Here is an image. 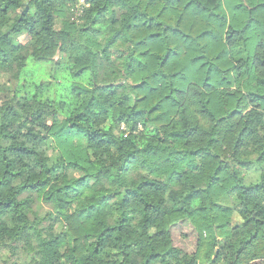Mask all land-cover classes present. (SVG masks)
<instances>
[{
    "label": "trees",
    "instance_id": "1",
    "mask_svg": "<svg viewBox=\"0 0 264 264\" xmlns=\"http://www.w3.org/2000/svg\"><path fill=\"white\" fill-rule=\"evenodd\" d=\"M85 1L0 0V264H264V0Z\"/></svg>",
    "mask_w": 264,
    "mask_h": 264
},
{
    "label": "rangeland",
    "instance_id": "2",
    "mask_svg": "<svg viewBox=\"0 0 264 264\" xmlns=\"http://www.w3.org/2000/svg\"><path fill=\"white\" fill-rule=\"evenodd\" d=\"M78 5L79 3H77L75 7H77ZM77 13H79V11ZM24 37L25 36H20V39L24 40ZM8 71L9 69L7 67H5L1 71L2 79L4 80L6 79L5 74ZM188 104H189V112L191 115H193L194 119L200 121L203 124H208V121L201 114H199L197 108L191 102H189ZM173 239L177 247H180L188 252H192L196 248L197 234L195 233L193 227L189 224H184L176 227L173 231Z\"/></svg>",
    "mask_w": 264,
    "mask_h": 264
},
{
    "label": "built area",
    "instance_id": "3",
    "mask_svg": "<svg viewBox=\"0 0 264 264\" xmlns=\"http://www.w3.org/2000/svg\"><path fill=\"white\" fill-rule=\"evenodd\" d=\"M86 4L85 0H79V5L77 6L79 8V11L81 12L83 10V6Z\"/></svg>",
    "mask_w": 264,
    "mask_h": 264
}]
</instances>
